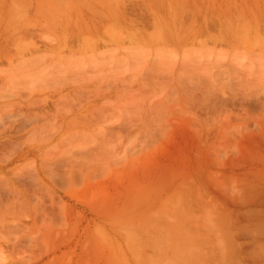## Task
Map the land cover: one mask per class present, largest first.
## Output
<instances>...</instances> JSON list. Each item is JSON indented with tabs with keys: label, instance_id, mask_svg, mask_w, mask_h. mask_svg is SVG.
<instances>
[{
	"label": "rangeland",
	"instance_id": "1",
	"mask_svg": "<svg viewBox=\"0 0 264 264\" xmlns=\"http://www.w3.org/2000/svg\"><path fill=\"white\" fill-rule=\"evenodd\" d=\"M263 12L0 0V264H264Z\"/></svg>",
	"mask_w": 264,
	"mask_h": 264
},
{
	"label": "bare ground",
	"instance_id": "2",
	"mask_svg": "<svg viewBox=\"0 0 264 264\" xmlns=\"http://www.w3.org/2000/svg\"><path fill=\"white\" fill-rule=\"evenodd\" d=\"M255 1H256V0H255ZM102 5H103V4H102ZM102 5H101V6H102ZM108 5H109V4H107V7H108ZM105 6H106V5H105ZM109 7H110V6H109ZM104 8H105V7H104ZM206 9H207V8H206ZM212 9H213V8H212ZM224 9H225V8H224ZM233 9H234V8H233ZM107 10H108V9H107ZM235 10H236V9H235ZM250 10H251V9H250ZM248 12H249V11H248ZM258 12H259V11H258ZM214 13H215V12H214ZM224 13H225V12H224ZM232 13H233V12H232ZM242 13H243V12H242ZM263 13H264V12H263ZM249 14H250V13H249ZM100 15H101V14H100ZM258 15H259V14H258ZM103 16H104V15H103ZM180 16H181V15H180ZM196 16H198V15H196ZM117 17H119V16H117ZM244 17H245V16H244ZM56 18H57V17H56ZM65 18H66V17H65ZM102 18H103V17H102ZM179 18H180V17H179ZM179 18H178V19H179ZM254 18H256V17H254ZM91 19H92V18H91ZM117 19H118V18H117ZM193 19H194V18H193ZM204 19H205V18H204ZM242 19H243V18H242ZM95 20H96V19H95ZM104 20H105V19H104ZM224 20H225V19H224ZM226 20L228 21L229 19H226ZM233 20H234V19H233ZM233 20L231 19V22H232ZM235 20H236V19H235ZM261 20H263V19H261ZM179 21H180V20H179ZM182 21H183V20H182ZM184 21H185V20H184ZM227 21H226V22H225V21L222 22V25L224 26V25L230 23V22H229L230 20H229L228 22H227ZM68 22H69V21H68ZM89 22H91V21H89ZM104 22H105V21H104ZM194 22H195V21H194ZM194 22H193V23H194ZM204 22H205V21H204ZM237 22H238V21H237ZM241 22H242V21H241ZM251 22H252V21H251ZM253 22H254V21H253ZM256 22H257V21H256ZM256 22H255V25H256V26L254 25L255 27L253 26L252 29H251V27H250V29L254 31L253 34H255L254 36H253V34H251L252 37L249 36L250 34L248 35V32H247V28H248V26H247L246 24H241V23H240V26H239V27H241V28L237 27V28H239V29H237V30H236L237 32H235V33H237L236 36L239 37V38L242 37L243 40H241V39H239V38H237V37H234L235 34H234L233 32L235 31L236 28H235L233 31H231V32L234 34L233 37H234L235 39L237 38V39H236L237 42H238L239 40H240V41H244L245 36H247V38H245V39H246V40H245V43H246V41H248V44H250V40H251V43H253V42H258V44H260V43H259V41L261 42V40L259 39V38H261V36H260V32L263 33L264 31H262V30L260 29L261 27L258 26V24H256ZM86 23H88V22H86ZM223 23H224V24H223ZM233 23H234V22H233ZM233 23H232V24H233ZM248 23H249V22H248ZM104 24H105V23H104ZM109 25H110V24H109ZM114 25H115V24H114ZM180 25L182 26V24H180ZM230 25H231V24H230ZM250 25H251V24H250ZM250 25H249V26H250ZM74 26H75V25H74ZM95 26H96V25H95ZM107 26H108V25H107ZM192 26H193V25H192ZM227 26H229V25H227ZM234 26H236V25H234ZM251 26H252V25H251ZM87 27H88V26H87ZM89 27H90V26H89ZM131 27H132V26H131ZM185 27H186V26H185ZM187 27H188V26H187ZM229 27H230V26H229ZM68 28H69V26H68ZM85 28H86V27L84 26V29H85ZM94 28H95V27H94ZM97 28H99V27H97ZM110 28H111V27H110ZM163 28H164V27H163ZM232 28H233V27H232ZM66 29H67V28H66ZM66 29H65V30H66ZM84 29L82 28V30H84ZM90 29H91V28H89V30H90ZM159 29H160V28H159ZM191 29H192V28H191ZM224 29H225V28H224ZM115 30H116V29H115ZM115 30H114V32H115ZM132 30H133V29H132ZM132 30H131V31H132ZM134 30H135V29H134ZM189 30H190V29H189ZM195 30H196V29H195ZM220 30H221V29H220ZM84 31H85V30H84ZM136 31H137V29L135 30V32H136ZM253 31H252V32H253ZM77 32H78V33L81 32V31L79 32V28L77 29ZM87 32H88V31H87ZM90 32H91V31H90ZM97 32H98V31H97ZM97 32H95V33H97ZM116 32H117V34H116V33H115V34L118 35V32H119V31L117 30ZM135 32H134V33H135ZM249 32H250V31H249ZM91 33H92V32H91ZM137 33H138V35H139V32H138V31H137ZM137 33H136V34H137ZM222 33H223V32H222ZM64 34H65V33H64ZM64 34H63V35H64ZM92 34H93V36H95L94 33H92ZM119 34H120V33H119ZM188 34H189V33H188ZM230 34H231V33H230ZM65 35H66V34H65ZM72 35H73V34H72ZM80 35H81V34H80ZM112 35H113V37H114V36L117 37V38L119 39V41H120L119 35H118V36H116V35H114V34H112ZM128 35H130V34H128ZM185 35H186V34H185ZM60 36H61V37H60ZM85 36H86V38L89 37V36H87V35H85ZM120 36H121V34H120ZM130 36H131V35H130ZM136 36H137V35H136ZM228 36H229V35H228ZM228 36H227V37H228ZM57 37H58V36H57ZM62 37H63L62 35H59V38H58V39H61ZM69 37H70V36H69ZM104 37H105V36H104ZM111 37H112V36H110V39H112ZM149 37H150V39L152 38L151 35H150ZM182 37H183V36H182ZM50 38H51V37H50ZM55 38H56V37H55ZM74 38H75V37H74ZM80 38H81V36H80ZM84 38H85V37H84ZM84 38H82L84 43H83L82 41H79V42H82V43H83V44L80 43L79 46H82V45H83V46H85V45H87V46L89 45V46H90L91 42L93 43V39H92L93 37H89V39H90V38L92 39V40L90 39L91 42H89L88 39L86 40V38H85V39H84ZM95 38H96V37H95ZM138 38H139V37H138ZM249 38H250V40H249ZM263 38H264V37H263ZM263 38H262V42H263V44H264V40H263ZM101 39H102V38H101ZM115 39H116V38H115ZM118 39H117V40H118ZM134 39H135V38H134ZM134 39H133V40H134ZM136 39H137V38H136ZM139 39H140V38H139ZM54 40H55V39H54ZM54 40H53V41H54ZM61 40H62V39H61ZM80 40H81V39H80ZM95 40H96V39H94V41H95ZM98 40H100V39H97V40L95 41V43L97 42L96 45L100 43V41H99V43H98ZM104 40H105V38H104ZM108 40H109V38H108ZM131 40H132V39H131ZM146 40H147V39H146ZM152 40H153V38H152ZM154 40H155V39H154ZM232 40H234V39H232ZM236 40H234V41H236ZM51 41H52V39H51ZM58 41H59V40H58ZM111 41H112V40H111ZM119 41H117V42H119ZM136 41H137V40H136ZM138 41L141 42L140 40H138ZM138 41H137V42H138ZM143 41H145V40H143ZM156 41H157V40H156ZM156 41H155V42H156ZM228 41H229V40H228ZM240 41H239V43H240ZM75 42H76V41H75ZM139 42H138V43H139ZM143 43H144V42H143ZM51 44H52V43H51ZM51 44H50V45H51ZM55 44H57V43H55ZM58 44L60 45V41L58 42ZM58 44H57V46H58ZM135 44H137V43H135ZM139 44H141V43H139ZM241 44H242V43H241ZM246 44H247V43H246ZM248 44H247V45H248ZM261 44H262V43H261ZM63 45H65V44H63ZM63 45H61V46H63ZM73 45H74V44H73ZM233 45H235V44H233ZM243 45H244V44H243ZM3 46H4V45H3ZM54 46H55V45H54ZM61 46H60V47H61ZM67 46H69V47L71 46V47H70V51H72V50L74 49V48H72V45H71V44H69V45H67ZM140 46H142V44H141ZM143 46H144V45H143ZM1 47H2V46H1ZM20 47H21V46H20ZM60 47H59V48H60ZM90 47H91V46H90ZM90 47L88 48V50L90 49ZM92 47H93V44H92ZM92 47H91V49L93 50V48H95V47H93V48H92ZM97 47H98V46H97ZM55 48H56V47H54V49H55ZM67 48H68V47H67ZM79 48H80V47H79ZM82 48H83V47H82ZM82 48H80V49H81L80 52H83ZM2 49H4V48H2ZM2 49L0 50V52L3 51ZM6 49H7V48H6ZM8 49H9V48H8ZM18 49H19V48H18ZM50 49H52V48H50ZM56 49H57V48H56ZM56 49H55V50H56ZM71 49H72V50H71ZM77 49H78V48H77ZM83 49H84V48H83ZM55 50L52 49L51 52L53 53ZM57 50H58V49H57ZM57 50H56V51H57ZM67 50H68V49H67ZM85 50H86V49H84V52H85ZM8 51H9V50H8ZM10 51H11V50H10ZM10 51L8 52V54L11 53ZM48 51H50V50H48ZM58 51H59V50H58ZM75 51H77V50H75ZM96 51H97V50H96ZM51 52H50V54H51ZM72 52H73V51H72ZM84 52H83V53H84ZM2 53H3V52H1V54H2ZM46 53L49 54V52H46ZM46 53H45V54H46ZM68 53H69V52H68ZM89 53H91V52H88V54H89ZM6 54H7V53H6ZM45 54H43V55H45ZM50 54H49V55H50ZM55 54H56V53H55ZM59 54H60V53H59ZM76 54H77V53H76ZM139 54H140V53H139ZM53 55H54V53H53ZM72 55H74V54H72ZM83 55H84V54H83ZM65 56H66V54H65ZM80 56H81V55H78V58H77V59H79ZM86 56H87V55H86ZM37 57L40 58V56H37ZM43 57H44V56H43ZM62 57H64V56H62ZM75 57H77V56H75ZM75 57H74V58H75ZM35 59H36V57H35ZM35 59H33V60H35ZM43 59H44V58H43ZM59 59L61 60V58H59ZM75 59H76V58H75ZM64 60H65V62H64V61H62V62L68 64V63L66 62L67 58L64 59ZM37 61H38V59H37ZM41 61H42V60H41ZM67 61H68V60H67ZM71 61H72V60H71ZM76 61H77V60H76ZM79 61H81V60H79ZM27 62L30 63V61H27ZM31 62H32V61H31ZM34 62H35V61H34ZM38 62L40 63V61H38ZM69 63H70V62H69ZM32 64H33V63H32ZM71 65H72V64H71ZM74 65H75V64H74ZM13 66H14V67H17V66H15V65H13ZM22 66H23V65H22ZM95 66H96V65H95ZM80 67H81V64H80ZM94 69H95V68H94ZM21 70H22V69H20L19 71H17V73L21 72ZM31 70H32V69H31ZM70 70H71V69H70ZM82 70H84V69H82ZM82 70H81V71H82ZM95 70H96V69H95ZM9 71H10V73L12 72L11 70H8L7 72H9ZM72 71L75 72L76 70H72ZM79 71H80V70H79ZM41 72H42V71H41ZM64 72H65V70H64ZM73 72H71V74H72ZM96 72H99V71H96ZM14 73H15V72H14ZM69 73H70V72H69ZM75 73H76V72H75ZM81 73H84V72H81ZM184 73H185V72H184ZM7 74H8V73H7ZM7 74H6V75H7ZM21 74H23V72L20 73V75H21ZM30 74H32V72H31ZM35 74H36V73H34L33 77L35 76ZM37 74L39 75V72H38V71H37ZM63 74H67V73H63ZM63 74H62V75L60 74V75H61L60 78L63 76ZM76 74H77V73H76ZM94 74H95V73H94ZM94 74L91 75V76H96V75H94ZM180 74H181V73H180ZM182 74H183V72H182ZM193 74H194V73H193ZM9 75H10V74H9ZM12 75H15V74L12 73ZM12 75H11V76H12ZM38 75H36L37 78H38ZM55 75H56V74H55ZM55 75H54V76H55ZM69 75H70V74H69ZM80 75H82V74H80ZM80 75H79V76H80ZM85 75H88V74L86 73V71H85ZM89 75H90V74H89ZM89 75H88V77H89L90 79H92V80H93V79H96V77H95V78H94V77L91 78V76H89ZM101 75H103V74H101ZM101 75H97V76H101ZM185 75H186V74H185ZM204 75H206V74H204ZM30 76L32 77V75H30ZM39 76H40V75H39ZM47 76H48V75H46V77H47ZM54 76H53V77H54ZM56 76H57V75H56ZM56 76H55V77H56ZM70 76H72V75H70ZM104 76H105V75H104ZM183 76H184V75H183ZM194 76H195V75H194ZM200 76H202V75H200ZM208 76H209V75H207V77H208ZM8 77H9V76H8ZM14 77H15V76H14ZM22 77H23V75H22ZM33 77H32V78H33ZM48 77H50V75H49ZM48 77H47V78H48ZM68 77H69V76H68ZM68 77H66V79L64 80L65 82H67V80L69 81ZM76 77H77V76L75 75V78H76ZM88 77H87V76L84 77V74H83V75H82V79H83V80L78 79V80H79V81H78V80L76 79V80H74V81H75L76 83H78V82H83V81H85L84 78L87 80ZM195 77H196V76H195ZM202 77H203V76H202ZM12 78H13V77H12ZM15 78H16V77H15ZM43 78H44V77H43ZM43 78H42V79H43ZM63 78H65V77H62V79H63ZM71 78H73V77H71ZM80 78H81V77H80ZM184 78H185V76H184ZM205 78H206V77H205ZM210 78H211V77H210ZM16 79H17V78H16ZM45 79H46V78H45ZM54 79H55V78H54ZM99 79H100V78H99ZM104 79H105V78H104ZM104 79H102V80L104 81ZM194 79H195V78H194ZM194 79H193V80H194ZM200 79H201V78H200ZM200 79H199V80H200ZM208 79H209V78H208ZM17 80H18V79H17ZM58 80H61V79H58ZM80 80H81V81H80ZM202 80H203V79H202ZM210 80H211V79H210ZM218 80H219V79H218ZM40 81H42V80L40 79ZM53 81H54V80H53ZM61 81H62V80H61ZM61 81H57V82H59V84H60ZM89 81H90V80H89ZM89 81H88V82H89ZM98 81H99V80H98ZM103 81H102V82H103ZM182 81H183V80H182ZM197 81H198V79H197ZM206 81H208V80H206ZM65 82H62L61 85H63V83H65ZM71 82H72V85H73V79H71ZM88 82H87V83H88ZM96 82H97V81H96ZM102 82H101V85H102ZM187 82H188V81H187ZM187 82H186V83H187ZM191 82H192V81H191ZM194 82H195V81H194ZM201 82H202V81H201ZM218 82H219V81H218ZM69 83H70V82H69ZM76 83H75V84H76ZM198 83H199V82H198ZM203 83H204V82H203ZM215 83H216V82L214 81V84H215ZM31 84H32V83H31ZM46 84H47V83H46ZM46 84L44 85V83H43L42 85H43V86H47L48 84H47V85H46ZM51 84H52V83H51ZM65 84H67V83H65ZM81 84H82V83H81ZM83 84H84V82H83ZM89 84H90V83H89ZM93 84H94V83H93ZM40 85H41V82H40ZM76 85H78V84H76ZM94 85H95V84H94ZM104 85H105V82H104ZM183 85H184V84H183ZM193 85H194V84H193ZM199 85H200V83H199ZM206 85H207V84H206ZM29 86H30V85H29ZM33 86H35V85L33 84ZM33 86H32V87H33ZM57 86H59V85H57ZM57 86H56V87H57ZM96 86H97V85H96ZM184 86H185V85H184ZM212 86H213V85H212ZM32 87H31V88H32ZM51 87H52V86H51ZM193 87H194V86H193ZM38 88L41 89L40 87H38ZM53 88H54V87H53ZM57 88H58V87H57ZM97 88H98V87H97ZM190 88H191V87H190ZM196 88H197V87H196ZM45 89H47V88H45ZM198 89H200V88L198 87L197 90H198ZM30 90H31V89H30ZM55 90H56V89H55ZM99 90H100V89H99ZM185 90H188V87H187V89L185 88ZM209 90H210V89H209ZM79 91H81V90H79ZM211 91H212V90H211ZM211 91H210V92H211ZM175 92H176V91H175ZM195 92H196V91H195ZM198 92H199V90H198ZM200 92H201V91H200ZM170 93H173V92H170ZM170 93H168V94H170ZM193 93H194V92H193ZM208 93H209V92H208ZM216 93H217V92H216ZM176 94H177V93H176ZM168 96H169V95H168ZM175 96H176V95H175ZM205 96H206V94H205ZM173 97H174V96H173ZM187 97H188V95H187ZM201 97H202V96H201ZM207 97H208V95H207ZM141 98H142V97H141ZM167 98H168V97H167ZM170 98H171V97H170ZM173 99H174V98H173ZM208 99H210V98H208ZM214 99H215V98H214ZM141 100H142V99H141ZM205 100H206V99H205ZM143 101H144V100H143ZM211 101H212V100H211ZM146 102H147V101H146ZM146 102H145V103H146ZM159 102H161V101H159ZM173 102H174V101H173ZM60 103H61V101H60ZM60 103H59V104H60ZM193 103H194V102H193ZM202 103H203V102H202ZM161 104H162V102H161ZM167 104H168V103H167ZM185 104H186V103H185ZM198 104H199V103H198ZM65 105H66V104H65ZM150 105H151V104H150ZM156 105H157V104H156ZM200 105H201V104H200ZM40 106H41V105H40ZM62 106H63V105H62ZM138 106H139V105H138ZM165 106H166V105H165ZM178 106H179V105H178ZM181 106H182V105H181ZM57 107H58V106H57ZM151 107H153V106H151ZM161 107H162V106H161ZM167 107H168V106H167ZM172 107H173V106H172ZM172 107H171V108H172ZM190 107H192V106H190ZM214 107H215V105H214ZM214 107H213V108H214ZM54 108H55V106H54ZM149 108H150V107H149ZM171 108H170V109H171ZM66 109H67V108H66ZM66 109H65L64 111H66ZM88 109H89V108H88ZM137 109H138V108H137ZM139 109H141V108H139ZM163 109H164V107H163ZM175 109H176V106H175ZM56 110H58V108H56ZM68 110H69V108H68ZM142 110H143V108H142ZM157 110H158V109H157ZM173 110H174V108H173ZM179 110H180V109H179ZM179 110H178V111H179ZM182 110H183V109H182ZM187 110H190V109H187ZM54 111H55V110H54ZM86 111H87V110H86ZM140 111H141V110H140ZM155 111H156V110H155ZM159 111H160V110H159ZM170 111H171V110H170ZM175 111H176V110H175ZM183 111H184V110H183ZM55 112H56V111H55ZM138 112H139V111H138ZM142 112H143V111H142ZM165 112H166V111H165ZM58 113L61 114L60 112H58ZM64 113H65V112H64ZM134 113H136V112H134ZM171 113L173 114L174 112L172 111ZM185 113H186V112H185ZM59 114H57V115L59 116ZM62 114H63V113H62ZM140 114H141V112H140ZM144 114H145V113H144ZM163 114H164V112H163ZM55 115H56V114H55ZM78 115H79V114H78ZM78 115H77V116H78ZM156 115H157V114H156ZM161 115H162V114H161ZM161 115H160V116H161ZM63 116H64V115H63ZM141 116H142V115H141ZM141 116H140V117H141ZM145 116H147V115H145ZM158 116H159V115H158ZM160 116H159V117H160ZM61 117H62V116H61ZM153 117H154V116H153ZM153 117H152V118H153ZM49 118H50V117H49ZM55 118H56V116H55ZM62 118H64V117H62ZM147 118H148V117H147ZM52 119H54V118H52ZM149 119H150V118H149ZM159 119H160V118H159ZM159 119H158V120H159ZM153 120H157V119H153ZM158 120H157V121H158ZM68 123H69V122H68ZM156 123H158V122H156ZM247 123H248V122H247ZM150 124H151V123H150ZM256 124H257V123H256ZM155 125H156V124H154L153 126H155ZM232 125H233V124H232ZM69 126H70V125H69ZM236 126H237V125H236ZM231 127H232V126H231ZM234 127H235V125H234ZM247 127H248V126H247ZM232 128H233V127H232ZM153 129H155V128H153ZM236 129H238V128L236 127ZM236 129H234V131H235ZM148 130H149V129H148ZM157 130H158V128H157ZM151 131H152V130H151ZM154 131H155V130H153V132H154ZM226 131H227V130H226ZM147 132H148V131H147ZM164 132H166V131H164ZM155 133H156V132H155ZM161 133H162V132H161ZM228 133H229V132H228ZM231 133H232V132H231ZM151 134H152V133H151ZM165 134H166V133H165ZM196 134H197V133H196ZM153 135H154V134H153ZM153 135H152V136H153ZM37 144H38V143H37ZM41 144H42V143H41ZM38 145H39V144H38Z\"/></svg>",
	"mask_w": 264,
	"mask_h": 264
}]
</instances>
